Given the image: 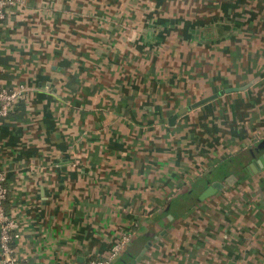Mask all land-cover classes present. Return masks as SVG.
I'll return each mask as SVG.
<instances>
[{"label":"crops","instance_id":"1","mask_svg":"<svg viewBox=\"0 0 264 264\" xmlns=\"http://www.w3.org/2000/svg\"><path fill=\"white\" fill-rule=\"evenodd\" d=\"M0 83L20 260L264 264V0H12Z\"/></svg>","mask_w":264,"mask_h":264},{"label":"built area","instance_id":"2","mask_svg":"<svg viewBox=\"0 0 264 264\" xmlns=\"http://www.w3.org/2000/svg\"><path fill=\"white\" fill-rule=\"evenodd\" d=\"M10 3H12V0H0V20L4 18L6 8ZM26 90L27 88L23 84L12 87L0 83V119L8 115L14 103L19 100V97L23 96ZM6 194L5 176L3 171H0V264H30L26 260H20L14 252L13 242L17 236V224L15 219L4 210L3 200ZM130 236V233L124 234L104 258L91 259L89 264H110L113 256L130 239Z\"/></svg>","mask_w":264,"mask_h":264},{"label":"water","instance_id":"3","mask_svg":"<svg viewBox=\"0 0 264 264\" xmlns=\"http://www.w3.org/2000/svg\"><path fill=\"white\" fill-rule=\"evenodd\" d=\"M210 97L211 96L205 97L204 99H201L200 101H197V103L203 102V101L209 99ZM255 149H256V151H261V152L259 153V155L257 157H253L252 158V161H251V163L249 165L250 166H255L256 165L258 167H262V166H264V138L257 144ZM253 155H254V153H253ZM235 176H236V171H231V172L225 174L222 177V179L212 181L211 184L205 189L206 191H203V193L200 195V198H203L206 194H208V192L210 190H212L214 188H217V187H220L222 185V183L229 182ZM143 251H144V249H142L140 251L139 255H137V257L135 259H131V261H135L136 259H138L140 254H141V252H143Z\"/></svg>","mask_w":264,"mask_h":264},{"label":"rangeland","instance_id":"4","mask_svg":"<svg viewBox=\"0 0 264 264\" xmlns=\"http://www.w3.org/2000/svg\"><path fill=\"white\" fill-rule=\"evenodd\" d=\"M21 97H19V99H20ZM219 171V170H218ZM148 241V240H147ZM127 245H128V242H126L123 246H122V248L117 252V254L115 255V256H113V258L111 259V262L116 258V256L117 255H119L122 251H125V249H126V247H127ZM111 264V263H110Z\"/></svg>","mask_w":264,"mask_h":264},{"label":"trees","instance_id":"5","mask_svg":"<svg viewBox=\"0 0 264 264\" xmlns=\"http://www.w3.org/2000/svg\"><path fill=\"white\" fill-rule=\"evenodd\" d=\"M6 196H7V194H6ZM6 198V197H5Z\"/></svg>","mask_w":264,"mask_h":264}]
</instances>
